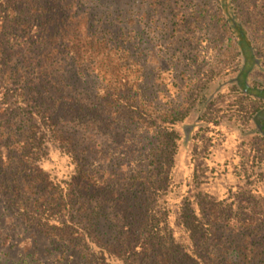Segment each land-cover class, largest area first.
I'll return each mask as SVG.
<instances>
[{"label":"trees","instance_id":"16d2710c","mask_svg":"<svg viewBox=\"0 0 264 264\" xmlns=\"http://www.w3.org/2000/svg\"><path fill=\"white\" fill-rule=\"evenodd\" d=\"M262 173L264 0H0V202L26 229L80 264H264Z\"/></svg>","mask_w":264,"mask_h":264},{"label":"rangeland","instance_id":"374dc122","mask_svg":"<svg viewBox=\"0 0 264 264\" xmlns=\"http://www.w3.org/2000/svg\"><path fill=\"white\" fill-rule=\"evenodd\" d=\"M169 88L170 90L165 93V87L158 85L157 88L155 86L158 93V102L165 103L175 100V95L172 94L174 90L170 86ZM199 145H201L200 142L197 146ZM193 146L196 145L192 139L181 146L174 173L177 181H183L185 190L187 189L186 183L190 180L191 175L190 151ZM224 146L230 149L234 148V153H236L240 144L235 143V136L232 134L228 135L226 142L220 146L219 154ZM209 164L212 165L210 161ZM230 171L231 168H229L227 175L223 173L220 178L209 184L212 192L217 195H224L226 187L229 184L236 183L234 181L235 177L232 176ZM256 179L264 181V173ZM0 264H80V262L73 253L69 251L62 252V248H56V244H52L35 229H26L16 217L7 213L2 202H0Z\"/></svg>","mask_w":264,"mask_h":264}]
</instances>
